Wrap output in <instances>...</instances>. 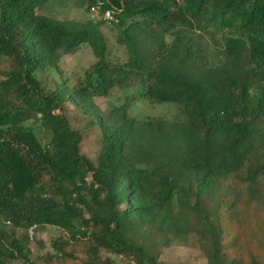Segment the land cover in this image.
<instances>
[{
	"label": "trees",
	"instance_id": "obj_1",
	"mask_svg": "<svg viewBox=\"0 0 264 264\" xmlns=\"http://www.w3.org/2000/svg\"><path fill=\"white\" fill-rule=\"evenodd\" d=\"M93 5L114 14L125 62L108 59L103 20L65 11ZM83 44L95 61L69 84L61 59ZM3 63L0 264H34L27 244L44 226L61 231L45 264H158V246L191 234L206 264H264V0H0ZM40 70L61 80L47 87ZM134 86L181 115L95 104ZM65 102L99 127L94 161Z\"/></svg>",
	"mask_w": 264,
	"mask_h": 264
},
{
	"label": "rangeland",
	"instance_id": "obj_2",
	"mask_svg": "<svg viewBox=\"0 0 264 264\" xmlns=\"http://www.w3.org/2000/svg\"><path fill=\"white\" fill-rule=\"evenodd\" d=\"M67 14L71 18L83 20L91 17L90 11H83L76 6L67 7ZM101 30L106 38L108 44V59L113 63H122L126 61L127 54L124 47L117 40V31L112 24L103 22ZM195 35L199 36V40L203 44L209 45L211 49H216L219 46L218 37L211 35L204 31H195ZM212 55V54H211ZM95 61V57L91 53L90 47L86 44L81 45L75 53L65 54L61 59L59 68L61 69L62 77H67L68 83L73 84L77 81L78 77L83 75L85 69ZM5 63V62H4ZM0 67L5 68V64ZM38 77L42 79L47 87L55 86L56 82L61 80L56 72H48L40 70L37 73ZM60 74V73H59ZM139 90V92H138ZM139 87H114L106 97L95 99L96 106L103 112L110 109L112 105L121 104L126 98L133 97L131 107L129 109L130 115L135 118L146 117H163L167 120H173L180 116L178 106L173 102H150L146 100L141 94ZM139 94V95H137ZM63 113L67 117L70 125L81 132L82 140L80 143V152L94 161L98 154L100 143V130L94 123H90L89 119L93 116L90 113H83L80 107H75L70 102H65ZM35 127V126H34ZM35 131L41 134L42 131L35 127ZM61 233L59 229L51 226H44L41 230L34 234L29 239L28 248L30 250L29 258L34 264H45L44 257L47 253H53L50 247V240L58 237ZM159 250V263L158 264H206V259L198 247L193 234L186 240L171 242L168 245L158 246ZM8 264H24L18 259H6ZM79 261L84 262V257L79 256ZM117 264H132L120 263Z\"/></svg>",
	"mask_w": 264,
	"mask_h": 264
},
{
	"label": "built area",
	"instance_id": "obj_3",
	"mask_svg": "<svg viewBox=\"0 0 264 264\" xmlns=\"http://www.w3.org/2000/svg\"><path fill=\"white\" fill-rule=\"evenodd\" d=\"M90 12H91V17L90 18H92V19H101L104 22L109 23V24H111V22L113 20H115L114 14L112 13L111 10H105L104 12L100 13L98 11V5L91 6L90 7ZM30 234H31V232H30Z\"/></svg>",
	"mask_w": 264,
	"mask_h": 264
}]
</instances>
